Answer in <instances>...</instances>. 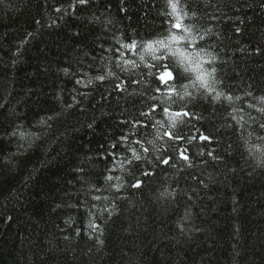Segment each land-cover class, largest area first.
I'll return each instance as SVG.
<instances>
[{"label":"trees","instance_id":"trees-1","mask_svg":"<svg viewBox=\"0 0 264 264\" xmlns=\"http://www.w3.org/2000/svg\"><path fill=\"white\" fill-rule=\"evenodd\" d=\"M179 6L218 99L149 76L168 0H0V264H264V0Z\"/></svg>","mask_w":264,"mask_h":264},{"label":"snow or ice","instance_id":"snow-or-ice-1","mask_svg":"<svg viewBox=\"0 0 264 264\" xmlns=\"http://www.w3.org/2000/svg\"><path fill=\"white\" fill-rule=\"evenodd\" d=\"M78 2L84 4L87 0H78ZM168 7L170 11L167 15L172 17V22L167 35L147 44L140 45L145 52L151 53V60L157 62L148 63L146 65L149 68V76L154 74L151 69L157 68L156 78L165 86L167 93L166 98L168 99H171L173 96L178 97L181 100H184L186 97H191L192 93L188 91L190 87L197 88L198 90L203 89L208 95L215 93L213 98L218 99L224 94L216 87L218 83L215 78L216 70L214 68L211 70L205 68L204 65L211 63L212 60L210 58L205 59L202 52L195 50L197 40V36L194 34L195 25L185 23V20L188 18V12L179 6V0H168ZM172 29H175L176 31H172ZM200 39H203V37L201 36ZM182 44H187L188 48L193 49V51L189 52L186 48L181 47ZM122 47H126L129 50H135L137 45L132 43L126 46L122 45ZM170 58H175L176 65L170 67L169 63H160L168 61ZM141 60H143V56H141ZM177 66L180 67L184 73L189 74L190 78L188 83L177 85L174 82L176 80L175 67ZM100 79H103V77H100ZM117 87L120 86L117 85ZM155 90L157 92L161 91L159 87ZM225 98L229 99V97ZM258 110L264 111V109ZM151 111L155 112L156 108L153 107ZM163 113L168 121V125L167 130L164 131L162 135L167 136L169 140L181 139L182 137L177 135L174 130L177 128V125L182 122V117L190 115L189 112L184 111L183 108L178 111H172L170 105H168L163 108ZM141 114L148 115L147 113ZM156 124H158L160 128L165 127L162 121L157 120ZM160 138H162L161 133L158 131L157 139ZM199 139L206 140L209 139V137L200 135ZM136 143H139V141ZM148 143L151 144L153 141H148ZM130 151L132 152V158L134 160L141 159V155L138 154L135 149H130ZM143 151L147 152L148 149L143 148ZM180 155L182 159L186 161L188 160L184 151H181ZM162 163L168 164L169 159H163ZM108 179L111 180L112 177H108ZM117 179L119 178L117 177ZM134 186L139 187L140 182L137 181ZM117 190H119V186H117ZM93 227L95 226L93 225Z\"/></svg>","mask_w":264,"mask_h":264},{"label":"bare ground","instance_id":"bare-ground-1","mask_svg":"<svg viewBox=\"0 0 264 264\" xmlns=\"http://www.w3.org/2000/svg\"><path fill=\"white\" fill-rule=\"evenodd\" d=\"M126 130H127V131H129L128 129H126ZM127 134H128V133H125V135H126V138H129V137H133V136H134V135H132V134H131V135H130V134H129V135H127Z\"/></svg>","mask_w":264,"mask_h":264}]
</instances>
